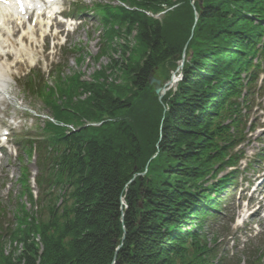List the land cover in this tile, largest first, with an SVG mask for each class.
Wrapping results in <instances>:
<instances>
[{"label":"trees","instance_id":"trees-1","mask_svg":"<svg viewBox=\"0 0 264 264\" xmlns=\"http://www.w3.org/2000/svg\"><path fill=\"white\" fill-rule=\"evenodd\" d=\"M118 1L135 10L98 7L117 26L107 36H134L138 46L121 44L118 58L108 57L115 81L59 80L58 101L46 105L57 123L79 130L45 122L40 139L27 142L38 197L26 190L32 211L0 235V264L216 260L202 227L232 182L233 173L217 176L237 163L249 90L264 72V0H194L195 11L188 0L159 21L147 13L183 0ZM186 43L181 80L159 102L148 78L167 80ZM76 92L85 98L73 100ZM6 236L16 244L7 252Z\"/></svg>","mask_w":264,"mask_h":264},{"label":"rangeland","instance_id":"rangeland-1","mask_svg":"<svg viewBox=\"0 0 264 264\" xmlns=\"http://www.w3.org/2000/svg\"><path fill=\"white\" fill-rule=\"evenodd\" d=\"M71 1L75 0L63 1L61 10L64 13H68V16L72 17L74 22H67L71 25L66 27L61 23V28L57 29L61 33L54 40V48H52L50 40L47 39L42 43V36L36 35L33 39L35 40L33 45L35 44L37 47L32 46L29 48L27 44L24 45L26 51L28 50L32 55V61L27 59L24 61V64L13 68H11L14 64L12 60L1 62L3 65L9 66L8 68L10 69L8 75L10 85L7 89L6 96H2L0 101V131L3 127L11 131L8 137L9 144L3 150V158L0 164V207L4 213L3 220L6 223H13L12 211L14 210L15 203L13 198L16 197L15 193L18 191L16 179L19 164L14 155L12 136L15 137L22 132H32V127L36 122L34 116L36 114L46 115L47 112L48 114L50 113L44 109L39 100L25 91L24 75L29 71H32L36 75L40 71L41 74H44V80L47 81L48 74L59 69L62 72V77H59L60 79L68 77L72 72H80L82 75L80 78L82 77L81 79L84 81H91L93 74L103 75L100 79H106L110 73L107 67L109 65L108 57L118 58L116 56L117 53H121L119 45L127 44V47L131 49H136L138 46L135 43L134 36H129L125 42H122L119 37L112 36V34H110L111 38L109 39L108 36H105V30H102L98 17L94 13L72 14L70 12ZM184 1L188 2V0H183L176 7L178 8ZM193 2L194 0H189V5L192 7L194 6ZM77 3H79L82 9H86L93 7L95 4H110L112 0H77ZM67 29L71 31L66 32ZM52 30L53 28L50 29V32ZM42 31L47 32V29H43ZM177 31L179 32L180 30L177 29ZM102 32V42L104 41L105 44L103 53H106V57L103 55L104 57L101 56L95 62L91 58L99 51ZM189 32H192L191 26L186 34ZM63 43L64 45L61 46ZM70 47H73V50H69ZM16 48L18 49L19 47L16 46ZM114 51H117V53L115 54ZM77 52L79 53L76 54ZM78 56H80V61L77 60ZM130 56L133 60L137 58L136 52L133 51H130ZM24 58L26 59L27 57L24 56L22 59ZM22 59L20 58L19 60ZM175 71L176 69L169 72L167 80ZM113 75L117 76L116 74ZM114 76H110L107 82L113 80ZM167 80L162 83H165ZM49 84L51 85L50 82ZM150 85L152 87L153 83ZM261 85L264 86V81ZM258 86L260 87V81L257 84ZM175 87L173 86L169 90H174ZM251 104L252 108L249 112V122L250 126L253 127V131L248 133L246 142L239 147V151L242 152V158L237 168L235 184L224 193V207L227 210L221 212L220 219L215 223V229L219 237L217 249L221 254H227L231 259L232 255L237 259L240 258L239 253L248 244L249 238L252 240L253 238L255 240L260 238L264 242V205L260 201L264 199H260V197H264V189L261 187L262 185L258 186L260 182L262 183L264 181V94L261 95L259 92L255 93ZM40 123L41 118L37 126ZM25 159L26 157L24 156L23 160L25 161ZM25 164L27 169L32 172L34 169L32 162L25 161ZM255 177L258 178L255 180ZM247 186L248 188H245ZM239 187L241 188L240 192ZM257 187L260 190L259 195L258 191L254 192L257 190ZM252 196H256L255 201H258V204L254 203ZM232 212L234 215V223H231L230 219L228 220V216ZM227 230H229L228 237L224 236ZM252 243L254 245L256 244L255 241ZM262 254L264 264V253Z\"/></svg>","mask_w":264,"mask_h":264},{"label":"bare ground","instance_id":"bare-ground-1","mask_svg":"<svg viewBox=\"0 0 264 264\" xmlns=\"http://www.w3.org/2000/svg\"><path fill=\"white\" fill-rule=\"evenodd\" d=\"M7 1H8L7 7H0V36H1V34L9 36V33H10V36H14L16 33V30L19 26L24 28L23 27V24H24L23 21L25 18H23L21 20L13 10H10V9H12L10 6L11 2H9V0H7ZM15 1H17V0H15ZM21 1L23 3V6H24L23 7L24 14L28 15L27 10H28L29 4L26 0H21ZM54 6H55V2L47 4V7H45V3L42 4L40 2H35L34 3V11H36V12L42 11L43 15H46V14L52 12V8H54ZM20 17L22 18V16H20ZM27 20H29V19H27ZM26 33L27 34H24V33L22 34L21 41L28 42V45L32 46L33 42L31 40V38H29V36H28V31H26ZM57 35H58V33L55 34L54 37H56ZM46 38H47V36H46ZM5 42L6 41L0 39V55L1 56H4V53L6 52V50L4 49L5 48V46H4ZM14 51H15L14 55H16V56L14 57L13 61L16 65V63H17L16 59L21 58V56H19L20 51H16V50H14ZM21 51H22V49H21ZM7 52L11 53L10 50H8ZM4 70L5 71H3L0 68V97L2 95H5L6 89L8 88V85H9L8 84V78L4 74L8 70L7 66H5V65H4Z\"/></svg>","mask_w":264,"mask_h":264},{"label":"water","instance_id":"water-1","mask_svg":"<svg viewBox=\"0 0 264 264\" xmlns=\"http://www.w3.org/2000/svg\"><path fill=\"white\" fill-rule=\"evenodd\" d=\"M153 80L152 79H150V82H152ZM155 83H156V86H155V93H159L160 92V90H162L161 88H160V82L159 81H155Z\"/></svg>","mask_w":264,"mask_h":264}]
</instances>
